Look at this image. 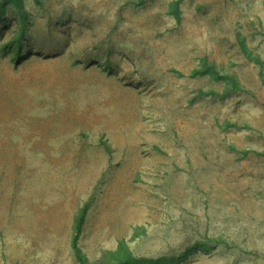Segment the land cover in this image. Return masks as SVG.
<instances>
[{
	"label": "rangeland",
	"instance_id": "rangeland-1",
	"mask_svg": "<svg viewBox=\"0 0 264 264\" xmlns=\"http://www.w3.org/2000/svg\"><path fill=\"white\" fill-rule=\"evenodd\" d=\"M173 1H25L21 58L0 52V264H80L86 202L87 264H264V0ZM204 57L238 88L192 75Z\"/></svg>",
	"mask_w": 264,
	"mask_h": 264
},
{
	"label": "trees",
	"instance_id": "trees-1",
	"mask_svg": "<svg viewBox=\"0 0 264 264\" xmlns=\"http://www.w3.org/2000/svg\"><path fill=\"white\" fill-rule=\"evenodd\" d=\"M25 1L26 0H0V21L5 16L6 8L10 7L12 11H14L13 15L15 19L18 22V27L15 30L13 37L8 39L7 41H3L0 43V52L3 53H10L12 55V58L15 61H19L21 58V47L22 43L26 34V29L28 27V21H29V12L25 7ZM178 4V1H173L171 5ZM175 12L178 14L179 12L177 9H175ZM209 74L210 76L216 78V79H222L225 80L228 84L224 93L228 91L235 90L238 88V83L234 76L228 75V74H222L220 70L217 68L215 63L213 61H209L207 58H203L199 66L195 68L192 71V75H205ZM229 83H232L233 85H230ZM204 93V91H202ZM215 93L214 91H208L206 94ZM105 146L109 149V146L107 143H104ZM264 153V152H263ZM89 204L88 202L84 203L79 209L78 212L75 215L74 221H73V233L71 236V248L73 249L76 258L80 264H87V258L86 256L81 252L80 246L78 244L79 237L82 231V226L85 222V217L87 214ZM186 254H181V256L176 255H159L156 257H149L145 255H133V254H127L125 256H120L116 259L115 264H164L172 262L174 259L177 258H184Z\"/></svg>",
	"mask_w": 264,
	"mask_h": 264
},
{
	"label": "bare ground",
	"instance_id": "bare-ground-1",
	"mask_svg": "<svg viewBox=\"0 0 264 264\" xmlns=\"http://www.w3.org/2000/svg\"><path fill=\"white\" fill-rule=\"evenodd\" d=\"M261 117H262V116H261ZM19 125H20V124H19ZM25 128H26V127H25ZM11 129H12V128H11ZM16 137H17V136H16ZM7 138H8V137H7ZM9 140H11V139H9ZM9 140H8V141H9ZM13 140H14V139H13ZM4 141H5V140H4ZM11 141H12V140H11ZM8 143H9V142H8ZM12 143H13V142H12ZM12 147H13V146H12ZM2 149H3V148H2ZM2 149H1V150H2ZM11 149H12V148H11Z\"/></svg>",
	"mask_w": 264,
	"mask_h": 264
},
{
	"label": "crops",
	"instance_id": "crops-1",
	"mask_svg": "<svg viewBox=\"0 0 264 264\" xmlns=\"http://www.w3.org/2000/svg\"><path fill=\"white\" fill-rule=\"evenodd\" d=\"M172 1V0H171ZM173 14V13H172ZM174 15V14H173ZM139 91L138 92H141V89H138Z\"/></svg>",
	"mask_w": 264,
	"mask_h": 264
}]
</instances>
